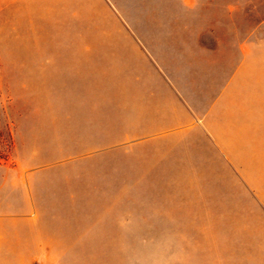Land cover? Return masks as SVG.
I'll list each match as a JSON object with an SVG mask.
<instances>
[{"label": "crops", "instance_id": "crops-1", "mask_svg": "<svg viewBox=\"0 0 264 264\" xmlns=\"http://www.w3.org/2000/svg\"><path fill=\"white\" fill-rule=\"evenodd\" d=\"M120 1L131 25L114 28L89 24L83 0H52L50 14L39 16V25L50 18L61 40L14 47L40 55L44 50V58H34L28 66L44 59L52 67L59 59L60 68L49 73L60 81L66 105L82 107L75 113L79 123L73 127L66 121L61 131L68 138L77 129L79 148L97 145L103 134L92 120L85 122L94 113L86 108L92 109L100 80L106 81L114 102L123 91V145L129 147L130 159H139V177L157 179L156 186L171 193L173 209L205 212L187 219L210 227L204 264H264V35L252 31L245 38L233 15L229 23L227 11L197 10L196 0H185L186 10L158 0ZM116 37L124 41L125 52L119 55L110 50ZM25 63L12 61L13 66ZM12 88L17 131L12 125L13 153L0 158V264H160L144 251L77 248L85 240L84 224L63 219L59 212L83 208L64 201L65 194L78 191L68 186L77 175L37 166L40 156L29 142L25 116L29 107ZM167 177L172 181L163 185L161 179ZM180 177L203 179L209 197H196L199 180L187 185ZM212 208L219 209V217ZM218 226L219 235L212 232Z\"/></svg>", "mask_w": 264, "mask_h": 264}, {"label": "rangeland", "instance_id": "rangeland-1", "mask_svg": "<svg viewBox=\"0 0 264 264\" xmlns=\"http://www.w3.org/2000/svg\"><path fill=\"white\" fill-rule=\"evenodd\" d=\"M176 1L158 0L156 3L169 7L173 5V8L180 10L188 9L187 1ZM51 5L52 0H0V59H4L3 63L0 60V120H3L4 125L3 130H0V158L5 160L13 153L12 125L17 131V121L11 113L12 87H15L18 99H24L25 106L29 107L25 116L29 121V142L40 156L37 166H47L44 171L49 173L66 171L77 175L68 186L71 190L78 191L65 194L64 201L68 204L71 201L77 202L83 208L81 211H59L63 214V219L77 218L84 224L85 240L81 245L78 243L77 248L144 251L148 259L155 262L158 260L160 264H178L177 258L183 259L184 264H194L195 260L197 264H204L209 257L205 235L210 233V227L204 224L191 225L187 219L203 217L205 212L203 209H173L171 193L162 192L156 186L157 179L139 177V159H130L129 147L123 145L126 135L123 129L122 90L118 94L120 100L114 102L106 81L100 80L102 86L93 96L94 105L92 109L86 108L94 113L87 115L90 119L85 122L92 120L97 127L95 130L103 133L97 145L79 148L74 137L77 129H72L74 135L69 136V139L65 131H61L62 128H67L64 125L66 121L73 127L79 123L81 118L75 113L82 112V107L66 105L65 96L60 93V81L54 79V74L50 78L49 71L54 73L61 66L59 59L56 58L52 67L44 59L28 66V63H34L32 59L44 58V50L40 51V55L36 50L14 47L16 43L50 44L58 41L59 37L61 40V35L55 33L50 18L48 26L46 23L39 25V20H42L39 16H48ZM194 5L200 11H227L229 23L230 16L233 15L234 21L243 26L245 38L252 31L259 37L264 35V0H196ZM82 7L85 16L92 17L89 24L93 22L94 26L117 28L120 25H131L125 3L120 0H83ZM28 16L32 20L29 21ZM111 43H116L110 49L112 52H117L118 55L125 52L122 38L118 40L116 37ZM13 60L20 64L25 61L27 65L13 66ZM50 88L52 91L47 97L44 96L45 91L49 92ZM45 106L48 110L46 115L43 109ZM44 115L48 128L46 134L43 129ZM69 117V120H65ZM93 131L90 129L88 132ZM81 170L83 174H79ZM161 180L163 185L172 181L171 177ZM177 180L187 185L192 180H199L200 185H195L201 191L197 192L199 194L196 197L202 196L200 194L207 197L210 195L204 192L203 179L180 177ZM209 211L213 216L219 217L218 208ZM175 221H182V224L175 225ZM212 232L219 235L220 227H214ZM113 234L116 241H113ZM107 235H110L109 240ZM193 235L196 237L191 238Z\"/></svg>", "mask_w": 264, "mask_h": 264}, {"label": "clouds", "instance_id": "clouds-1", "mask_svg": "<svg viewBox=\"0 0 264 264\" xmlns=\"http://www.w3.org/2000/svg\"><path fill=\"white\" fill-rule=\"evenodd\" d=\"M189 3H191V0H188Z\"/></svg>", "mask_w": 264, "mask_h": 264}]
</instances>
